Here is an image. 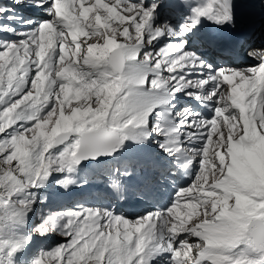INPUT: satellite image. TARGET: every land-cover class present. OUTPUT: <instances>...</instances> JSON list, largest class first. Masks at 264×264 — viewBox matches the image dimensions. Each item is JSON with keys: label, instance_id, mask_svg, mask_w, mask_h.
<instances>
[{"label": "snow or ice", "instance_id": "1", "mask_svg": "<svg viewBox=\"0 0 264 264\" xmlns=\"http://www.w3.org/2000/svg\"><path fill=\"white\" fill-rule=\"evenodd\" d=\"M242 7L0 0V264H264V47L214 51Z\"/></svg>", "mask_w": 264, "mask_h": 264}]
</instances>
